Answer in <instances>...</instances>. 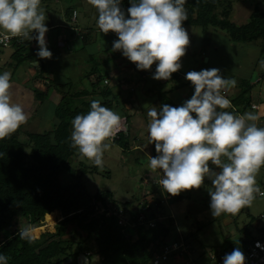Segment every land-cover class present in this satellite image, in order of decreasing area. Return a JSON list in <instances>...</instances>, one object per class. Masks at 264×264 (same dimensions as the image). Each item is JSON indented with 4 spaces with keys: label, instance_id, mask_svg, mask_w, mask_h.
<instances>
[{
    "label": "clouds",
    "instance_id": "clouds-1",
    "mask_svg": "<svg viewBox=\"0 0 264 264\" xmlns=\"http://www.w3.org/2000/svg\"><path fill=\"white\" fill-rule=\"evenodd\" d=\"M129 2L125 11L122 0H87L96 9L100 33L118 36L112 44L113 52L120 51L138 70H150L156 63L152 78L169 80L180 70L181 57L189 45L188 33L182 27L188 20L186 0ZM46 19L41 0H0L4 39H35L36 55L41 59L52 57L46 45ZM185 79L194 87L190 99L181 106L162 104L147 110L149 144H154L157 153L148 156L149 167L159 170V185L172 196L201 188L207 178L211 181V215L235 216L249 208L257 195L264 197L256 180L264 167V127L257 125L258 116L253 112L236 113L223 94L234 88L236 81L222 78L218 68L189 71ZM11 88V72L5 71L0 74V140L28 121L23 106L13 102ZM71 124L70 146L99 168L104 166L103 156L111 142L127 130L125 117L103 106L101 99H93L90 110L77 114ZM19 236L31 240L28 228L20 230ZM8 260L0 253V264H8ZM223 264H245V256L235 248L224 256Z\"/></svg>",
    "mask_w": 264,
    "mask_h": 264
},
{
    "label": "trees",
    "instance_id": "trees-1",
    "mask_svg": "<svg viewBox=\"0 0 264 264\" xmlns=\"http://www.w3.org/2000/svg\"><path fill=\"white\" fill-rule=\"evenodd\" d=\"M48 1L41 0V5L46 7L49 4ZM221 4L222 0H186L188 20L182 22V25L200 27L206 43H209L207 36L209 27L223 31L232 42L245 43L258 38L264 39V10L258 4H255L249 20L243 24L232 22L229 18V10L219 8ZM121 7L126 11L130 7L129 0H122ZM74 10L78 16V10L74 6L65 10L68 21H71ZM75 28L81 35L80 49H83L91 41L92 28L82 29L77 25ZM32 35L35 36V32ZM114 35L118 39L115 33ZM35 43V39L28 41L19 37L11 38L10 64L14 70L23 62L38 57L34 49ZM189 52L190 50L186 48L184 56H188ZM118 56L121 55H113L112 58L116 60ZM261 56L264 58V41ZM127 61L130 68L140 76L155 73L156 68L152 66L150 70H138L135 64ZM89 62H92V66L85 72L84 78L90 88H75L72 81L62 84L68 89L61 91L60 101L54 106V122L51 128L33 133L30 140H21L19 130L22 126H20L11 136L0 140V253L9 257L8 264H78L79 254H84L90 264H92V257L96 255L99 257L100 264H151L154 254L159 252L164 244L183 241L180 236L176 235L177 231H174L176 226L173 217L167 215L161 218L156 215L155 211L165 210L163 206L168 205L169 201H179L181 198L179 196L170 200L173 196L168 193V195H153L144 202L141 200L137 202L134 211L124 206L122 212L129 213L130 220L123 224L119 223L120 218L115 211L116 207H113L111 211L105 205L102 213L93 215L97 209L95 202L100 199L104 202L106 197L111 196V192L97 190L90 195L86 191L82 181L86 171L85 164L82 163L78 169L73 166V158L81 155L77 149L70 146L71 121L77 114H86L90 110V103L93 99H101L102 105L112 110L122 105L126 106L127 103L131 104V100L118 101L120 91L123 90L121 88L117 90L116 86L104 83V79L110 78L111 75L107 69L101 71L105 66L93 53L88 55V64ZM40 67V72L34 78L43 75V64ZM179 75L178 70L172 74L171 78L179 79ZM52 84L48 82L44 90L32 91L37 102L32 114H40V108L48 98L49 87ZM238 87L241 91L231 97L230 101L236 113L243 114L251 109L254 101L252 94L254 85L248 78H242ZM157 88L156 95L161 105H172L166 93L162 92V85ZM260 101L264 105V98ZM226 110L232 111L233 109ZM131 111L133 109L126 110L124 116L120 115L129 122ZM261 118L264 119V115ZM257 125L263 127V124ZM112 143L120 146L123 151H128L130 144L128 128L126 132L118 133ZM26 148L29 151L26 152ZM61 174H67L69 180L62 182ZM157 179L158 177L154 184H158ZM143 180L141 179L140 182ZM152 188H148L151 195L154 192ZM146 204L149 212L139 209L140 205L144 207ZM53 212L60 215L59 221L55 223L54 231H44L36 238L30 235V241L19 236L20 230L25 228L30 230L35 227L32 231L38 233L39 226L44 223L45 217ZM142 212L143 218L139 220L138 217ZM190 217V214L184 216L186 219ZM17 219H23L24 223H21L20 228L13 230L12 226ZM193 220L197 229H200L202 226L198 225L195 219ZM252 220L253 218L249 223ZM150 221H153V226L149 225ZM249 225L236 226L239 238L231 239L230 235L223 238V243L229 245L226 252H232L235 248L243 252L245 245L254 238L248 228ZM121 231L125 233V236L123 233L121 235ZM187 232L185 236L193 235ZM188 250L189 248L184 252L178 251L177 255L185 256L184 253ZM220 252L223 251L210 250L209 254ZM202 253L205 254L206 250ZM68 259L71 261L65 263Z\"/></svg>",
    "mask_w": 264,
    "mask_h": 264
},
{
    "label": "rangeland",
    "instance_id": "rangeland-1",
    "mask_svg": "<svg viewBox=\"0 0 264 264\" xmlns=\"http://www.w3.org/2000/svg\"><path fill=\"white\" fill-rule=\"evenodd\" d=\"M48 2L49 4L46 7L41 5L47 16L45 24L60 23L53 27L48 34H45V37L48 36L50 39L53 36L52 42L55 41L59 25H61L63 20L67 22L64 12L71 6L77 8L78 16L75 21H69V24L73 26L77 25L78 28H92L91 41L83 50H75L77 45H81V38L80 36L78 37L80 33L75 29L72 30L70 36L73 35L76 39L70 40L69 35L67 37L70 40L71 47L59 46L55 42L50 47H47L51 51L52 57L51 59H42V61L44 68H47L53 74V76L50 75L51 77H49L50 81L53 84H57V81H63V78H67L65 81H72L75 88H90L87 80L85 78L82 80L83 78L79 71L84 75L92 66V62L86 65L82 62L79 63V60L83 56L88 57L90 53H93L95 57H98L99 62L102 61L106 67H101V71L103 72L104 69H107L109 75H111V80L108 84L116 86L115 89L117 90L119 88L123 90L120 91L118 101L122 99L124 102L131 100V104L127 103L125 104L126 106H119L114 111L125 115L126 110L133 109V111L129 112L130 118L129 122H127L130 143L128 151H123L120 146L111 142L110 148L105 151L103 156V168L95 166L92 161L82 156L73 158L74 168L78 169L82 163L86 166L82 181L86 191L90 195H93L97 190H108L111 192V196L106 197L104 202L101 199L95 202L97 209L93 215L102 213L105 205H107L111 211L113 207H116L115 211L120 219L123 221L127 219L129 222V213L124 214L122 212L124 206L128 210L134 211L137 202L140 200L144 202L147 198H151L153 195L157 196V194L168 195L159 184H154L160 172L159 170L153 171L149 167L148 158V156L155 157L157 155L154 144H149L148 123L150 118L147 116V110L152 106L158 107L161 105L156 95L159 85H162V92H165L170 99L171 106L176 107L181 106L184 101L190 99L188 95L193 91L194 87L185 80V75L189 71L218 68L222 78L234 79L236 86L225 90L223 93L228 99L234 97L238 91H241L238 87L240 79L248 78L252 85H254L252 94L254 100H257V104L259 105L257 110L251 109V112L258 116L256 123L263 124L264 127V119L261 118L264 115V110L261 109L257 97L261 94L264 95V58L261 56L263 38L245 43L232 42L223 31L209 27L207 30L209 43H206L203 40V33L200 27L182 25L188 33L189 45L187 48L190 52L188 56L181 57L179 79H172L170 77L169 80H152V78H147V75L140 76L135 73L130 68L128 59L120 51L113 52L111 50L113 41L117 40V38L113 32H109L106 35L100 33L96 24V9L89 5L87 0H55L54 2L49 0ZM43 4L45 5V3ZM255 4H258L264 10V0H222L221 7L219 8L229 10V18L232 22L243 24L249 20ZM34 49L38 51L37 42ZM9 50L10 47L5 48L3 50L5 53L3 54H7ZM113 55H121L116 59V63H114L115 59L112 58ZM153 66L156 68V63ZM5 71L10 72L11 70L5 69L3 63L0 61V74ZM21 72L22 69L20 68L17 74L20 75ZM43 74L45 75V73ZM258 76L260 77V81L257 79ZM125 80L127 81L125 82ZM28 84L32 88L31 83L28 82ZM62 86H64L63 91L68 89L66 85ZM148 86L149 88L147 89ZM61 96V91L54 90L53 86L49 87L48 98L42 104L39 111L40 114H31L27 123L21 125L19 139L30 140L33 137V133L48 130L53 126L54 106L60 101ZM28 105L27 107L31 111L33 106L32 104ZM141 149H144V151ZM27 151H29L28 148H26ZM209 166L215 169V166L211 164ZM215 170L219 171V169ZM145 178L147 179L146 183L140 182L141 179ZM60 179L62 182H67L69 177L67 174H61ZM256 180L261 190L264 191V167L260 169ZM210 187L211 181L205 178L204 185L201 188L183 191L177 195L181 197L179 201L173 200L176 197L173 196L170 199L173 202L169 201L168 205L163 206L166 208L165 210H155L158 217L165 218L167 215L173 217L176 226L174 231H177L176 235L180 236L187 249L189 248L187 253H184L185 256L178 255L166 264H189L188 262L192 260L194 262L197 261V264L199 261L204 262L210 250H217L218 252H226L228 250L229 245L223 243V238H226L227 235H230L231 239L239 238L236 226L241 227L250 224L248 228L252 232V235H254L257 232V226L264 225V219L261 217V214L264 212V197L257 195L249 208H244L235 216L221 214L219 217H213L209 208L210 197L208 190ZM148 188H152V191H154L152 195L149 194L150 190ZM187 214H190V219L184 218ZM59 216L56 212L50 213L45 217L44 223L39 226L38 233H33L32 230L35 228L33 227L30 229V235L36 238L44 231H54L55 223L59 221ZM252 218V222L249 223ZM193 219L198 222H196L198 225L202 226L200 229H197L196 224L193 223ZM21 223H24V220L17 219L12 226L13 230L20 228ZM186 231L190 234L193 233V235L191 237L189 235L185 236ZM122 233L125 236L123 231H121V235ZM203 250H206L205 254L202 253ZM91 261L92 264H100L97 255L92 257Z\"/></svg>",
    "mask_w": 264,
    "mask_h": 264
},
{
    "label": "crops",
    "instance_id": "crops-1",
    "mask_svg": "<svg viewBox=\"0 0 264 264\" xmlns=\"http://www.w3.org/2000/svg\"><path fill=\"white\" fill-rule=\"evenodd\" d=\"M64 15H65V17H67L65 13H64ZM76 19H77V17H76ZM58 24H60V23H49V24L46 25V27L49 29V31H51L52 28L55 27ZM59 26H60L59 30H58L57 34L55 35V39H54L55 40L54 41L55 44L56 45L58 44L59 46H70L71 47L70 40H75L76 38L72 35V36H69V38H71L69 40L67 37H68V35L72 34V30L70 29V27H72L73 25L69 24V21L67 19V22L63 20V22ZM82 29H84V28H82ZM48 32H47V34H48ZM45 38H46L47 47L48 46L50 47V45L52 43L54 44V42H52L53 36H52V39H50L48 36H46ZM4 49L5 48L0 49V61H1V63H3L5 69H10L11 70L10 72H11V83H12V88H11L12 100H13V102L19 103V104H21L23 106V108L27 112L28 118H29V116L32 114V110L33 109L30 111V108L27 107V105L28 104L29 105L32 104V106L34 108V106L37 103L36 100L34 99V95H33L32 91H34V89L44 90L45 87H46V84L48 83V81L51 80L49 78V77H51L50 75L53 76V74H52V72H49V70H47V68H44L45 69L44 70L45 75L43 74V75H41L39 77L34 78L40 72L41 67H39V64H43L42 59L39 58V57H36V58H34L32 60H27V61L23 62L22 64H20L14 70V68H12V66L10 64L11 63L10 54H11L12 49L10 48L8 53L5 54V55L3 54V53H5V51L3 52ZM78 49L81 50L80 49V45H77L75 47L76 51ZM80 60H79V63L82 62L83 64H86V65L88 64L87 63L88 62V57L83 56L82 58H80ZM114 61L116 62V60H114ZM30 62H31V64H30ZM27 63H29V65H27ZM20 68L22 69V72H21L20 75H18L17 71ZM79 73H81V77L84 80V75H82V72L79 71ZM153 75H154V73H151L150 75H147L146 77L150 79V78L153 77ZM110 78H111V76H110ZM110 78L106 77V79H108L109 82L111 80ZM66 79L67 78H63V81H59V82L57 81V84H52L51 86L54 87V90L56 89L58 91H63V87L64 86H62V84L68 82V81H65ZM257 79L259 80L260 77L258 76ZM152 80H153V78H152ZM25 82H27V83H25ZM28 82L31 83L32 88H30ZM51 83H53V82H51ZM148 88H149V86L147 87V89ZM193 93H194V89L188 95L189 98H191V95ZM262 95L263 94H261L260 96H257V97H258V103H260L261 109L264 110V105L260 101V100H262L264 98V95L263 96ZM252 104H257V100H254ZM258 107H259V105H258ZM252 110L248 109L247 111L251 112Z\"/></svg>",
    "mask_w": 264,
    "mask_h": 264
},
{
    "label": "built area",
    "instance_id": "built-area-1",
    "mask_svg": "<svg viewBox=\"0 0 264 264\" xmlns=\"http://www.w3.org/2000/svg\"><path fill=\"white\" fill-rule=\"evenodd\" d=\"M77 16V12L74 10L72 12L71 16V21H75V18ZM75 29L76 28H71ZM4 33L0 32V49L2 48H7L10 46V40L11 38L5 40L4 39ZM81 35H78V37ZM153 68H155L153 66ZM108 79H104V83L107 84L105 81ZM251 109L257 110L258 105L257 104H252ZM159 179L160 176L157 179V182L159 184ZM147 182V179H144V183ZM140 209H143V212H149L148 205L146 204L144 207L140 205ZM143 212L140 213L138 219L141 220L143 218ZM261 217L264 219V212L261 214ZM120 218V217H119ZM128 220L122 219L119 220L120 224L127 223ZM150 226H153V221H150L149 223ZM254 238L247 244L245 245L243 249V254L245 256V264H264V225H258L257 226V232L253 235ZM257 243L259 246H257ZM187 247L184 244L183 241H174V242H167L164 244V246L160 249L159 252L155 253L152 259L151 264H166L169 263L170 260L174 259L177 255V252H184L186 251ZM231 252H220L217 254H209L207 256V259L204 262H198V264H223V258L226 254H230ZM189 264H197L196 262H188Z\"/></svg>",
    "mask_w": 264,
    "mask_h": 264
},
{
    "label": "water",
    "instance_id": "water-1",
    "mask_svg": "<svg viewBox=\"0 0 264 264\" xmlns=\"http://www.w3.org/2000/svg\"><path fill=\"white\" fill-rule=\"evenodd\" d=\"M71 259H68L65 263L70 262ZM78 264H90L89 259L84 254H79Z\"/></svg>",
    "mask_w": 264,
    "mask_h": 264
}]
</instances>
